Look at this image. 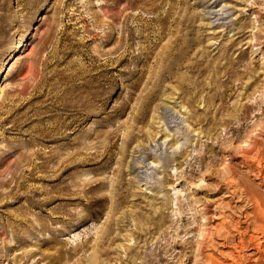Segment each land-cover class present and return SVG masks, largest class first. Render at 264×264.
I'll use <instances>...</instances> for the list:
<instances>
[{"label": "rangeland", "instance_id": "1", "mask_svg": "<svg viewBox=\"0 0 264 264\" xmlns=\"http://www.w3.org/2000/svg\"><path fill=\"white\" fill-rule=\"evenodd\" d=\"M86 70L104 102L69 141H43ZM256 139L264 0H0V264H208L200 232L216 262L264 264L238 186L264 198ZM53 190L76 194L45 202Z\"/></svg>", "mask_w": 264, "mask_h": 264}, {"label": "bare ground", "instance_id": "2", "mask_svg": "<svg viewBox=\"0 0 264 264\" xmlns=\"http://www.w3.org/2000/svg\"><path fill=\"white\" fill-rule=\"evenodd\" d=\"M156 1V0H155ZM159 1V0H158ZM152 3V1H151ZM129 5V4H128ZM155 5V4H154ZM129 10V9H128ZM126 11V10H125ZM122 12V11H121ZM120 13V12H118ZM211 14V13H209ZM117 16V12L115 14ZM121 15V14H120ZM123 15V13H122ZM121 15V16H122ZM115 16V17H116ZM120 16V17H121ZM158 17V16H157ZM165 17V16H164ZM119 18V17H118ZM156 18V17H155ZM159 18V17H158ZM117 19V17H116ZM121 19V18H119ZM152 19V18H151ZM146 21V20H145ZM157 22V20L155 21ZM164 22V21H163ZM160 23V22H159ZM152 24V23H151ZM161 24V23H160ZM156 25V24H155ZM145 27V25H144ZM148 28V27H146ZM150 28V27H149ZM130 33V32H129ZM132 34V33H131ZM129 36V35H128ZM131 36V35H130ZM128 37V40H133V38L131 37ZM110 37V36H109ZM162 38V37H161ZM109 39V38H108ZM160 39V38H159ZM158 44V43H157ZM121 45V42L120 44ZM121 47V46H120ZM119 47V48H120ZM120 50V49H119ZM124 57H119L116 61L117 63H121L124 59ZM83 70V69H81ZM88 73V74H87ZM75 75V74H74ZM73 75V76H74ZM80 75V74H79ZM72 76V75H71ZM70 76V77H71ZM85 80L82 84L80 85H75L73 87H71V92H70V97L72 99V102L71 103H68L66 105H64L63 109H62V112L61 113H58L56 114L55 116H53L52 120H53V124L52 126L48 129V131L44 132L41 136L42 140H46L47 142H50V143H54V142H60V141H69V135H68V132L70 131H73V132H76V131H80L81 127L83 126V123L86 121L87 119V115L88 113L87 112H94L96 110H98V104L101 103V102H104V97H103V93H102V89L100 90V87H99V78H97L96 76L92 75L91 74V71H87L86 70V74L84 76ZM73 80V78H72ZM72 86V85H71ZM70 88V86H69ZM70 91V90H69ZM68 92V91H67ZM104 92V90H103ZM69 94V93H68ZM105 95V94H104ZM69 101V100H68ZM67 103V102H66ZM73 103V104H72ZM103 106V105H102ZM160 109L162 110V114L160 115V117L158 116V118L163 121V120H168L169 117H172L173 119V116L170 115L171 112L170 111H173L174 109H171L170 107H168L167 105H163L160 107ZM61 110V109H60ZM175 112V111H173ZM169 115V116H167ZM181 119V118H180ZM99 136V134H98ZM68 143V142H67ZM166 143V142H165ZM161 145V144H160ZM252 146L254 147H258V150L259 148L262 149L263 148V145H264V141H262L261 139H256L255 141L252 142L251 144ZM126 146H127V143H126ZM164 146V145H163ZM112 148L113 147H110L107 149V151L101 155H98L95 159H91V158H85L84 160H81L79 157V159H72V161H64L63 163H66L63 165V169L60 168L59 170L63 171V170H66L67 168H70L71 165H73L74 163L76 162H85V164L91 162V161H95L97 160V158H100V157H103L105 155H107V157L109 156V154L111 153L112 151ZM178 149V148H177ZM142 149H138L134 152V156H133V159H132V162L129 164V168L132 172H134L135 174H137V177L136 179H138V182L139 180L141 179V175L144 173L143 172H140L138 166L140 164H145L146 161H145V156H143V153L141 151ZM254 150V149H253ZM252 150V151H253ZM255 151V150H254ZM253 151V152H254ZM260 151V150H259ZM125 148L123 150V155L125 156ZM258 152V151H257ZM241 154V152H239ZM245 153V152H244ZM246 154V153H245ZM239 156V155H238ZM246 157L249 155H245ZM38 157V156H37ZM41 158V155L39 156ZM236 157V156H235ZM235 157H233V161L235 160ZM244 157V155H242V158ZM238 158V157H236ZM237 160V159H236ZM236 162V161H235ZM233 164V163H232ZM259 167H260V172H259V178L262 176L263 179H264V151L261 155V162L259 163ZM53 172V171H52ZM251 172H254V170L252 169L251 167ZM142 173V174H141ZM227 173L230 174L231 176L233 175L234 178L237 177V172L236 170L234 169V166L233 165H230L229 168H227ZM31 176H34V172L31 173ZM56 176V175H54ZM57 177V176H56ZM261 177V178H262ZM58 178V177H57ZM140 178V179H139ZM232 178V177H231ZM236 180V179H235ZM204 182V181H203ZM238 186L241 190V192L243 193V196H244V199H246V201H249L251 203H253L256 207V211L255 213H253V218L255 219V226L256 228L258 227L259 230H261L263 232V235H264V198L262 195H259L256 190L252 189V188H249L248 186H245L243 184H240L238 183ZM19 187V186H18ZM20 188V187H19ZM22 188V187H21ZM57 191H63L62 189L60 188H57ZM53 191H48V198L47 200H45V202H51V201H54L53 199V194H58V193H53ZM13 193V191H12ZM76 194L75 192H71V191H68V192H65L64 194L61 193V195H59L57 197L58 200H60L61 198H63V196H72ZM16 195V194H15ZM10 196V195H9ZM7 196V197H9ZM56 198V197H55ZM241 199V198H240ZM252 204V205H253ZM39 205V206H38ZM48 204L44 203V204H41V203H37L36 206L38 207H43V206H46ZM65 209V207H64ZM253 219V220H254ZM199 240L197 241L196 243V251H198L200 257H201V261L203 263H208V264H223V263H219L218 261L216 262L215 259L213 258L212 255H206L205 254V248L207 245H209V240L210 239V235L208 234V232H200L199 234ZM254 238V236L252 237ZM256 239V237H255ZM251 240V239H250ZM258 240V239H257ZM256 241V240H254ZM253 242V241H252ZM259 244L257 249V253L261 254L262 252H264V238L263 240H259L258 241ZM209 243V244H208ZM239 244V248L241 249V251H243L245 248H246V245L247 244H250V242H247L245 241L244 239L238 243ZM238 246V245H237ZM238 248V249H239ZM242 252H240L241 254ZM263 256V255H262ZM252 257V256H251ZM261 257V256H260ZM241 259H243V257H240ZM260 258H257L254 262V264H259L261 261ZM98 262V257L97 256H94L93 259L90 261L89 264H97ZM242 263V262H241ZM196 264H200V262H197Z\"/></svg>", "mask_w": 264, "mask_h": 264}]
</instances>
